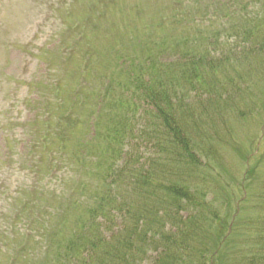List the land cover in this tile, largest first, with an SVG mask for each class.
Instances as JSON below:
<instances>
[{
  "label": "rangeland",
  "instance_id": "1",
  "mask_svg": "<svg viewBox=\"0 0 264 264\" xmlns=\"http://www.w3.org/2000/svg\"><path fill=\"white\" fill-rule=\"evenodd\" d=\"M117 1L115 7L98 16L95 13L89 14L90 8L96 5L98 0H0V210L2 200L13 198L5 206V211L9 214L7 220L0 216V264H8L10 259L14 258L13 254L21 243L20 236L27 235L26 231L31 232L33 222L43 217V206L50 205V210L58 206V200L53 198L54 191L67 192V194L81 198H88L94 194L88 182L90 177L84 175V171L87 170L83 167H63L58 172L56 167L63 164V161L59 162L62 156L66 157L74 153L83 157L89 156L92 154V148L97 152L99 144L94 147L87 145L82 147L81 145L84 135L82 117H87L94 100H102L99 103L102 107L104 106L102 110L105 117L102 124L106 123L110 114L120 121L126 116L122 107H117V103L124 98L119 95L114 86L109 91L108 82L110 80L108 82L105 80L108 76L111 78L115 76L116 80L126 71L124 66L119 72L120 65L105 53L106 50L110 51L115 47L116 42H111V32L114 29L117 30L120 25L122 28L116 32L119 37L117 43H121L129 55L136 57H140V53L143 52V47L135 45L138 43L136 39L159 41L164 38H177L176 53L168 54L162 60L163 63H167L166 71L171 85V104L173 108L182 105L181 109L184 114L193 115L194 118L191 121L194 126H189L188 121L186 130L192 140L199 145L198 153H196L199 164L208 166H197L195 170L181 169L178 172L173 170L166 173L163 179L156 171L152 176L161 184L163 181L172 183L184 181L191 188L202 190V199H205V193L207 194L206 200L215 197L221 217H224L226 212L224 204L228 203L226 220L227 225H230L227 231L219 235L221 240L227 237V244L222 247L224 256L231 245L230 242L234 240L236 244V234L240 236L246 233L243 236L247 237V240L256 236L259 228L256 225H259V221L262 220L260 216L264 215V199H261L264 197V107L256 110L247 102L235 104L232 108H226V105L221 104L219 120L216 118L215 121V117L208 118L202 114L199 107L200 101L211 98L223 101L224 95L231 96L234 93L239 80L236 71H228L226 82L221 75L209 81L208 83L214 84L215 88L212 86L210 88L207 84L205 88L207 93L203 89L195 90L193 84H188L180 77L182 72H187L186 63L181 62L176 67H173L172 63L173 61L179 62L176 54L181 56L191 51L189 45L186 50L181 49L183 38L189 34V30L180 29L178 34L169 32V29L146 30L140 33L142 30L137 24L140 21L137 8L146 5H143L142 0ZM205 1L199 0V4L203 5ZM221 1L232 2V0ZM236 2L250 5V0H236ZM165 7L166 5L159 1L151 6L150 12L157 13L158 8ZM249 8H251L249 10L251 13L248 15L251 16L255 11L254 8ZM257 9L264 15V3ZM201 11L206 10L201 7ZM88 14L87 19L95 26H99L98 32L93 30L92 33L90 24H86L84 17ZM181 15L187 18L188 12L185 11ZM222 16L223 14L219 15L215 21L218 22ZM123 21L124 23L121 24ZM133 24L138 27L136 28ZM108 25L113 26L114 29L112 27L110 30L106 29ZM76 26H79L83 34L84 49L92 48L97 55L100 54V58L95 57L96 62L87 63L86 60L82 62L78 54L82 44L77 45L78 40L75 42ZM69 28H72V34ZM212 30L213 34L208 33L207 30L204 34L214 36V44L226 50L228 54L233 53L242 58L241 60L247 61L245 65L239 66V71L244 70L242 73L248 76L249 81L255 83L257 95H260L261 100L258 104H264V61L258 62L257 66H261V70L256 72L255 61L257 60H252L251 55L245 56L246 48L254 49L255 43L250 42L246 45L238 36H234V33H229L225 26L222 31L216 26ZM62 36L69 41L67 47L58 44ZM71 36L73 40H70ZM140 45L143 43L141 42ZM145 45L146 43L143 46ZM111 46L112 48L109 49ZM256 50L254 49V54L259 55ZM252 57L256 56L252 55ZM228 58L229 56L226 55L225 59ZM83 65L86 66L84 72L81 71ZM228 80L232 82L231 85ZM212 90H215V94L209 97ZM202 92L203 95L197 97ZM46 102L50 104L49 111L53 110V114L52 117L46 115L47 119L43 120L40 114L44 113L43 108ZM146 105V109L149 110L148 104ZM37 114L38 117H36ZM102 114L90 118L87 128L89 131L96 122H99ZM68 122L78 123L72 128L71 136L69 131L64 133ZM154 126L155 122L152 119L144 123L145 129L154 128ZM31 130L38 132L32 134ZM200 135L204 138H200ZM148 140L149 137L135 139L126 147L131 151L132 161H139L141 169H135L146 173L152 168V162L165 163L167 158L166 150L159 151L154 144L146 146L149 144ZM163 142L167 144L166 141L163 140ZM209 149H214L215 154L210 155ZM51 154L55 159L53 163L49 162V158L47 159V156ZM151 154L154 155L150 156ZM247 157L248 160H246ZM90 158L94 161L96 158L102 159L100 156ZM146 159L151 160L147 162ZM34 165H37L41 172V180L39 178L33 180L34 177L30 175L32 171L29 170ZM219 165L228 171L229 176L233 175L239 181L236 182L238 187L234 182L230 185L227 173L221 172ZM117 167L121 166L117 165ZM53 169H56V175H53ZM252 169H255V174L250 176L248 170ZM220 172L219 182L215 179V175ZM38 180L40 181L37 187L42 188L39 194H34L30 189L22 195L17 193L19 189H26L31 182L36 183ZM79 180L81 187L75 184ZM221 185L226 186V191L234 192V198L231 201L228 197L223 199L224 197L220 195L223 192ZM117 186L125 192H130L132 188L131 183H119ZM260 206L261 209H259ZM234 214L235 216L239 214L238 217L242 219L239 221L237 218L233 219ZM100 219L98 218V222L101 221ZM56 221L54 218L53 223ZM231 221L238 228L235 226L229 231L230 226L233 225ZM6 227L8 231L3 233L1 230ZM74 227H80V224L73 223L71 228ZM98 230L101 232V229ZM16 233L20 236H15ZM102 234L103 236L108 235V231L103 228ZM36 245H28L26 242V250L31 249L28 259L32 261V264H51L55 253L50 252L51 255H49V252H36L32 249ZM30 260L28 264H31Z\"/></svg>",
  "mask_w": 264,
  "mask_h": 264
},
{
  "label": "trees",
  "instance_id": "2",
  "mask_svg": "<svg viewBox=\"0 0 264 264\" xmlns=\"http://www.w3.org/2000/svg\"><path fill=\"white\" fill-rule=\"evenodd\" d=\"M219 3L222 9L226 8L222 1ZM263 3L264 0H250V5L233 3L226 10L229 12L227 17L239 21L238 25L244 26L243 42L254 44L256 41L254 49L261 55L259 57L256 54L260 62L264 61V40L261 39L264 36V17L255 11L249 19L248 14L251 13L249 7L257 9ZM249 24L251 27L247 30ZM258 34L261 35L257 36ZM206 49L208 50L201 52L195 47L191 55H177L180 62L184 61L186 67L191 68L187 75L182 72V79L188 84H193L195 90L206 88L207 84L208 87L215 88L214 84L208 82L216 79L214 76L217 71L228 64L221 56L216 55L217 48L212 43ZM172 51L173 48H170L169 52ZM163 52L166 53V50ZM146 58L143 64L138 66V74L137 70L132 69L133 74H129L127 80L122 81L124 84L122 89L120 88L121 97L125 101L121 100L117 107L121 106L126 116L120 121L110 114L109 119L113 126L109 127L103 138L97 140H103L104 145L108 143L105 145L106 149L117 150L119 156L129 140L149 137V144L146 146L154 144L159 151H167L165 163L152 162V168L146 173L130 170L127 165L115 168L111 156L104 160L96 158L95 161L90 158L93 157L91 155L83 157L78 153L60 157L59 162L63 161V164L56 167L58 171L63 167L79 165L87 170L84 175L98 179L104 186L100 189L97 185L90 184L94 194L88 198L54 191L53 198L57 199L61 206L52 210L50 205L45 206L43 217L25 237L27 244H37L32 248L36 252H54L51 264H208L211 257L212 264H264V215L260 216L262 220L256 225L259 228L255 238L247 240V237L243 236L246 233L240 236L236 234V244L234 240L230 242L231 245L224 256L222 247L227 244V240L223 243L219 235L227 231L228 203L224 204L226 212L224 217H221L215 197L206 200L205 193V199H202L203 191L191 188L184 181H163L161 184L152 176L156 171L163 179L166 173L173 170L178 172L181 169L195 170L197 166H208L199 164L196 155L199 145L186 130L188 121L189 126H194L191 121L193 115L184 114L180 117L181 106L178 112L171 104V85L165 69L166 64L160 68V62ZM131 59L132 57H129L130 61ZM125 60H128V55ZM176 65L177 62H174L173 67ZM255 67L256 72L261 70V66ZM237 75L241 86H236L231 96H223V101L212 98L204 100L200 103L202 114L208 118L215 117V121L216 118L219 120L221 104L232 108L235 104L247 102L256 110L264 107V104H258L261 100L260 95H257L255 83L249 81L245 73L238 72ZM205 92L207 93V90ZM214 94L215 90H212L209 97ZM146 104L149 110L146 109ZM150 119L154 120L155 126L145 129L144 123ZM95 138L96 135L93 139ZM160 138L167 144L159 140ZM82 142L83 147L85 139ZM208 153L214 155L215 151L209 149ZM147 160L149 162L151 159ZM54 161L55 159H52L50 162ZM209 168L212 169L210 166ZM219 168L221 172L227 173L230 185L234 182L238 187L236 182L239 181L233 175L229 176L228 171L221 165ZM221 172L215 175L219 182ZM254 174L255 169L248 170V175ZM112 179H124L131 183L130 192L115 190L112 186L115 181H111ZM38 183L30 186L34 194H39L42 190L37 187ZM75 184L81 187L80 180ZM220 187L223 189L220 193L223 199L228 197L231 201L234 192L226 191V186ZM49 195L50 193L47 196ZM261 208L260 206L259 209ZM195 210L197 211L194 212ZM184 214L187 215L182 216ZM52 217L59 222V229L53 228L49 221L45 220ZM98 218H101L100 222ZM236 218L238 221L242 219L238 216ZM73 223L80 224V227L71 228ZM235 226L237 227L234 223L232 228ZM96 227L101 229V232ZM103 228L108 231V235L103 236ZM18 252V263L15 264H28L31 249L26 250L24 247L18 249ZM30 262L32 264L31 260Z\"/></svg>",
  "mask_w": 264,
  "mask_h": 264
}]
</instances>
